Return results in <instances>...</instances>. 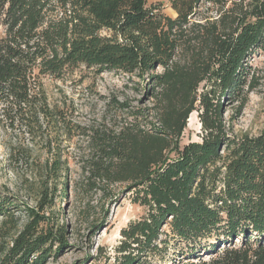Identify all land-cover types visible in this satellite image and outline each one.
I'll list each match as a JSON object with an SVG mask.
<instances>
[{
    "label": "trees",
    "instance_id": "obj_1",
    "mask_svg": "<svg viewBox=\"0 0 264 264\" xmlns=\"http://www.w3.org/2000/svg\"><path fill=\"white\" fill-rule=\"evenodd\" d=\"M172 9L175 18L148 0H0L3 116L50 144L59 130L80 131L88 173L127 185L145 209L108 264H264V130L229 137L222 102L239 99L264 49V0H173ZM82 66L151 83L156 122L139 110L118 129L65 122L43 79ZM195 111L202 141L181 147ZM45 170L59 180L60 158ZM16 208L0 198V216ZM27 211L23 230L0 246V264H44L66 245L63 227Z\"/></svg>",
    "mask_w": 264,
    "mask_h": 264
},
{
    "label": "rangeland",
    "instance_id": "obj_2",
    "mask_svg": "<svg viewBox=\"0 0 264 264\" xmlns=\"http://www.w3.org/2000/svg\"><path fill=\"white\" fill-rule=\"evenodd\" d=\"M172 2L148 0V5L161 4L163 13L175 18ZM209 16H215V11ZM3 34L0 26V38ZM249 64L247 84L239 99L222 100L231 138L257 137L264 130V49ZM43 82L50 106L71 126L118 129L131 122L138 110L146 120L156 122L152 84L136 76L114 71L97 74L82 66L68 70L60 79L47 76ZM204 88L202 85L200 92ZM1 108L0 198L14 202L17 208L9 216H0V246L11 243L23 230L29 221L27 210L34 209L65 230L66 245H55L58 254L44 264H108L121 241V231L140 219L145 209L133 203L127 185L108 184L88 173L92 153L80 131L70 135L59 130V137L52 136L50 144L39 138L37 129L30 135L14 114L4 117ZM198 114H191L181 147L202 141ZM56 157L61 160L63 175L53 182L45 166Z\"/></svg>",
    "mask_w": 264,
    "mask_h": 264
}]
</instances>
